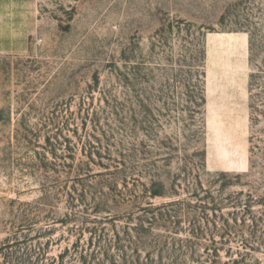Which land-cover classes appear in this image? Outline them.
<instances>
[{
  "label": "rangeland",
  "instance_id": "obj_1",
  "mask_svg": "<svg viewBox=\"0 0 264 264\" xmlns=\"http://www.w3.org/2000/svg\"><path fill=\"white\" fill-rule=\"evenodd\" d=\"M0 264H264V0H0Z\"/></svg>",
  "mask_w": 264,
  "mask_h": 264
}]
</instances>
